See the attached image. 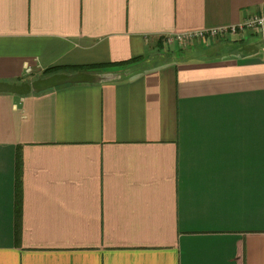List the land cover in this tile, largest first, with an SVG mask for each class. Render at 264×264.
<instances>
[{"label":"crops","instance_id":"crops-1","mask_svg":"<svg viewBox=\"0 0 264 264\" xmlns=\"http://www.w3.org/2000/svg\"><path fill=\"white\" fill-rule=\"evenodd\" d=\"M263 13L264 0H0V82L117 78L0 95V264H264L263 32L166 43Z\"/></svg>","mask_w":264,"mask_h":264},{"label":"water","instance_id":"water-1","mask_svg":"<svg viewBox=\"0 0 264 264\" xmlns=\"http://www.w3.org/2000/svg\"><path fill=\"white\" fill-rule=\"evenodd\" d=\"M116 79L117 78L115 76L109 74L98 75L85 72H78L73 74H55L45 78H38L32 82H0V95L10 94L14 96L24 97L31 94H40L64 85L103 84L112 82Z\"/></svg>","mask_w":264,"mask_h":264},{"label":"built area","instance_id":"built-area-1","mask_svg":"<svg viewBox=\"0 0 264 264\" xmlns=\"http://www.w3.org/2000/svg\"><path fill=\"white\" fill-rule=\"evenodd\" d=\"M264 30V13L253 15L246 18L237 25H231L221 28H210L184 33H177L166 37V43L173 46L178 45L181 48H186L197 43H202L206 39H226L229 35H241L245 32H263ZM28 72L31 70L28 69Z\"/></svg>","mask_w":264,"mask_h":264},{"label":"trees","instance_id":"trees-1","mask_svg":"<svg viewBox=\"0 0 264 264\" xmlns=\"http://www.w3.org/2000/svg\"><path fill=\"white\" fill-rule=\"evenodd\" d=\"M127 65V63L121 64V66ZM102 65H91V66H82L79 68L81 71H88L95 69L96 67H101ZM57 72L56 69H51L47 72V74H55ZM22 159L21 154H17V160H16V203L17 207H20L21 204V198H22ZM18 232V231H17Z\"/></svg>","mask_w":264,"mask_h":264},{"label":"rangeland","instance_id":"rangeland-1","mask_svg":"<svg viewBox=\"0 0 264 264\" xmlns=\"http://www.w3.org/2000/svg\"><path fill=\"white\" fill-rule=\"evenodd\" d=\"M246 33H248V32H245V33H243L241 35H237V37H233V38H229V37L236 36V35H229L228 38H226V39H224L222 41H224V42H233L234 40H240L242 38V36H244ZM249 33L252 34V32H249ZM238 36H241V37H238Z\"/></svg>","mask_w":264,"mask_h":264}]
</instances>
